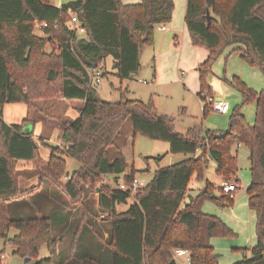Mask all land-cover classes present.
I'll list each match as a JSON object with an SVG mask.
<instances>
[{
	"label": "trees",
	"instance_id": "obj_1",
	"mask_svg": "<svg viewBox=\"0 0 264 264\" xmlns=\"http://www.w3.org/2000/svg\"><path fill=\"white\" fill-rule=\"evenodd\" d=\"M173 11V0H141L139 4L75 0L59 8L51 0H0V240L15 255L33 262L42 247L54 255L58 240L53 230H59L61 222L54 205L57 198L52 199L57 194L43 188L44 184L71 205L83 206L84 189L93 190L111 176L114 187L102 185L97 197L99 210L108 217L99 226L94 216L92 222L85 220L84 210L72 235L77 256L58 257V253L56 260L48 257L33 264H169L180 249L189 253V264H219L211 240L234 234L220 218L203 213L202 206L209 201L222 209L231 208L234 194L208 183L205 171L212 161L222 183L238 185V162L231 149L241 145L248 150L250 183L245 192L248 209L256 217V243L240 249L244 256L234 264H264V91L256 93L234 77L231 86L240 94L242 106L255 104L254 124L247 123L237 107L226 131L193 127L182 135L174 131V120L161 115L152 100L145 104L122 96L117 103L105 102L91 80L90 71L99 72L107 58L113 60L112 70L120 81L131 80L140 68V50L153 46L155 31L171 23ZM72 16L83 34L72 30ZM184 22L191 44L208 53L197 67L204 114L213 99L208 84L211 68L225 50L231 49L230 54L258 68L264 78V0H186ZM37 24L46 25L38 30L42 36L36 35ZM56 97L81 100L83 105L77 118L61 124L63 148L46 144L51 155L39 170L38 185L21 189L16 163L36 162L38 147L44 142L24 132L35 124V118L28 114L20 124L7 125L3 107L21 103L28 112L33 109L40 114L35 103ZM47 114L43 117L52 119ZM126 120L133 135L165 142L169 154L189 158L158 168L138 191L119 190L117 177L125 173L126 164L111 159L108 149ZM65 158L80 167L63 183ZM193 175L205 181V186L190 197ZM123 179L130 186L134 171ZM132 196L135 201L118 213L116 206L126 205ZM10 229L17 234L8 237Z\"/></svg>",
	"mask_w": 264,
	"mask_h": 264
},
{
	"label": "rangeland",
	"instance_id": "obj_2",
	"mask_svg": "<svg viewBox=\"0 0 264 264\" xmlns=\"http://www.w3.org/2000/svg\"><path fill=\"white\" fill-rule=\"evenodd\" d=\"M73 1L75 0H51V4L53 6H61ZM126 1H131L128 4H139V2H141V0ZM173 2L174 11L172 21L175 20L176 28L171 29L169 24L166 25L168 28L167 32L160 33L157 30L155 31L153 46L144 47L140 50V68L138 73L134 75L131 80L120 81V79L113 75V70L109 62V60H112L111 58H108L105 67L103 63L100 64L101 67H99V72L103 77L100 83L96 85L99 98L110 103L119 102L122 96L128 100H137L145 104L150 100L153 102L155 101L158 106L157 111L172 118L174 120V131L180 134H183L188 128L193 126L201 127L203 131H226L229 125L230 115L237 107H240V111L245 116L247 123L253 125L255 122V104L250 103L242 106L241 96L238 91L231 86V83L233 78L236 77L248 88L256 93H260L264 91V78L260 70L256 67L247 65L237 55L230 54L231 49L225 50L214 62L211 68L212 75L209 78V82L217 98L215 100L228 102L230 111L226 115L217 114L211 110L204 114V103L196 97V93L199 91V81L197 73L194 71L195 66H192V60L196 58L201 61L200 63H203L208 53L203 47L193 46L188 38L184 22L186 0H173ZM35 28L37 29V27ZM36 35L42 36L38 30L36 31ZM174 36L177 37L179 45L174 44ZM47 50L50 51L49 48H47ZM70 102L71 101L66 100L63 101L60 97L37 101L35 103V109H41L42 112L40 114L38 111L33 113L34 110L29 109V116L30 118H35V120H47L43 116L44 114L46 116V112H48L47 117H51L52 119L47 122L57 125L61 129L62 122L73 120L77 117V112L72 110L74 107L72 104H76H69ZM75 103H77V101H75ZM10 105L12 104H9V106ZM8 110L7 107L4 113V119L7 122L9 115ZM57 129L56 127L52 131L50 130L49 137L51 141L55 139ZM44 131V133H46L48 129L45 128ZM34 138L36 139V137ZM41 142L42 141H40V144ZM47 143L48 142H44L42 143L43 145L41 144L38 147V154L43 159L49 155V147L46 146ZM54 146L63 148L62 141ZM168 146L169 145L165 142L151 141L140 134L133 135L130 121L126 120L115 137L114 146L108 149V155L111 159L118 158L124 161L127 165L128 172L131 173L132 170L134 171V179L136 182L145 186L149 183L151 177H153L154 171L169 165L170 154L164 156ZM231 153L237 157L239 169L240 182L234 193L235 205L233 204L237 207V212L232 211V208H226L225 210L223 209V211L220 208H216V205L209 201L204 204L215 207L218 214L221 212L229 214L234 221H237L242 217H240L239 210L243 205L241 202H244L246 199L245 187L249 184L250 172L249 163L246 159L248 151L244 147L237 149L236 146H234L231 149ZM157 157H160L161 160L157 161L153 159ZM147 158L150 159L145 160ZM65 161L66 177L62 180L63 183L69 179V175L80 167L76 161L70 158H65ZM42 164H44V162L37 159L36 162H34L31 172L24 171L21 173L22 175L20 173L16 174L17 181L20 176L26 180H32L34 177H37L36 185H38V173L41 166H43ZM15 170L17 171V166H15ZM114 178L115 177L111 176L104 177L101 180V184L114 187ZM123 178L124 176L122 175L117 177L118 184L123 183ZM205 180L210 184H219V178L215 173L212 163H209L205 171ZM22 185L25 186V183ZM102 185L99 184L95 186L93 190L90 187H88V190L84 189V198L82 199L83 206L79 204L71 205L59 192L56 193L57 191L53 187L48 184L43 185V188H46L49 192L57 194V197L53 196L52 199L54 200L57 198L55 199V205L58 213L62 215L66 213V216H72V220L74 221H71L69 230L65 231V235L61 232L63 230L61 227L59 230H53V235L58 240L54 248V255H52L46 247H42L38 259L33 262L30 261L27 264H33L48 257H53L55 259L58 255L56 251L59 253L58 257L62 256L69 258L71 256H77L78 245L74 242L72 235L78 221L83 217L84 210L87 212V215L84 217L85 220L92 222L94 216V221L99 224V226L108 217L107 213L100 211L97 205V197ZM204 186L205 181H198L196 175H193L189 183V194L194 197ZM214 195L217 197L219 196V191L217 189ZM131 198L134 199V196ZM187 201L188 197L185 199V202ZM117 210L123 212L126 210V206L120 205ZM66 211H69V214ZM218 214L213 215L220 218ZM26 215L32 217L33 213L26 212ZM244 220L242 218L241 221ZM243 223H245L246 226H243L241 222H235L239 232L232 230L225 224L233 232V237L213 238L217 240L218 243L215 249L220 256L219 264L236 263L244 256L239 249H250L255 245V241L253 240V238L255 239L254 232L249 230L248 222ZM103 231L105 232L106 230L104 229ZM15 234H17V231L14 229H10L7 233L8 237H12ZM103 236L106 238L107 234L104 233ZM0 254L3 255V264H25L24 259L15 255L14 249L8 245H4L2 240H0ZM246 255L248 256L249 253L247 252Z\"/></svg>",
	"mask_w": 264,
	"mask_h": 264
},
{
	"label": "crops",
	"instance_id": "obj_3",
	"mask_svg": "<svg viewBox=\"0 0 264 264\" xmlns=\"http://www.w3.org/2000/svg\"><path fill=\"white\" fill-rule=\"evenodd\" d=\"M122 2L125 4H128V3H130L131 1H126V0H122ZM133 3H135V2H133ZM140 3V2H139ZM56 7H60V6H56ZM185 10H186V7H185ZM185 16V15H184ZM173 17V16H172ZM169 25V24H168ZM170 26H171V29H175L176 28V23H175V20H173V21H171V23H170ZM165 28H164V30H159V28L157 29V31L158 32H160V33H164V32H167V30H168V28H167V26L165 25L164 26ZM185 30H186V27H185ZM188 38H189V36H188ZM189 40H190V38H189ZM174 44L175 45H179V42H178V40H177V37L176 36H174ZM106 61H108V58L103 62V66L105 67L106 66ZM109 62H110V65H111V69H112V63H113V60H109ZM192 66H195V69H194V71L197 73V67L201 64L200 62L201 61H199V59H196V58H194L193 60H192ZM114 73H115V71L113 70V75H114ZM103 77V76H102ZM197 77H198V73H197ZM210 78V77H209ZM209 78H208V84H209V86H210V82H209ZM199 81V80H198ZM210 88L212 89V87L210 86ZM199 90H200V85H199ZM198 94H199V91L196 93V97L199 99V100H201V102H202V99L198 96ZM212 95H213V99H217L216 98V96H215V93L213 92V90H212ZM63 101H65V99H62ZM66 101H71L69 104H72V103H74V104H76V105H73L72 104V106H74L73 107V109L72 110H74V111H76L77 112V115L76 116H78V110L82 107V105H83V101H81V100H66ZM75 101H77V103H75ZM154 103H155V101H154ZM203 103V102H202ZM68 104V105H69ZM155 106H156V108L158 107L157 106V103H155ZM8 107V113H9V115H8V122L4 119V113H5V109ZM204 107V106H203ZM28 114H29V112H28V108H27V106L26 105H22L21 103H18V104H12V105H10L9 106V104H6L4 107H3V113H2V118H3V121L7 124V125H14V124H20L21 122H22V120H24V119H26V118H28ZM160 114L161 115H165L164 113H162V112H160ZM243 114V113H242ZM77 118V117H76ZM47 121H49V120H36V122H35V124L34 125H31V126H29V127H27V128H25V130L26 131H28V132H32V134H33V136L34 137H36V139L37 140H41L42 142H48L47 144H49V145H51L52 144V146H54V145H58L59 144V142L61 141V133H62V130L59 128V126H57V125H53V124H50V122H47ZM12 122V123H11ZM44 123H45V125H44ZM58 128L57 129V134H55V139L54 140H52L51 141V139H50V137H49V135H50V130L52 131L54 128ZM193 127H197V126H193ZM193 127H190V128H193ZM45 128H47L48 129V131L46 132V133H44L45 131H44V129ZM190 128H188L187 130H186V132L190 129ZM186 132H184L183 134H186ZM177 133V132H176ZM178 134H180V133H178ZM182 134V135H183ZM240 147H243V146H241V145H239V146H237L236 148L237 149H239ZM245 148V147H244ZM246 149V148H245ZM167 151H165L166 153H165V155L164 156H166L167 154H169L168 153V150H169V146L167 147V149H166ZM247 150V149H246ZM48 151H49V155H48V157H46L45 159H43V158H41L40 156H39V154H38V159H39V161H41V162H44V164H42L43 166L48 162V160H49V157H50V155H51V150L50 149H48ZM248 151V150H247ZM237 153V152H236ZM187 158H189V156H187V155H182V154H175V155H173V154H170V161H169V165H172V164H174V163H176V162H179V161H182V160H185V159H187ZM246 159H247V161H248V154H247V157H246ZM210 163H212L213 164V168H214V170L216 169V165H215V163L214 162H210ZM248 163H249V161H248ZM126 164V163H125ZM169 165H167V166H169ZM16 166H17V173H23L24 171H32L33 170V166H34V162H25V161H18L17 163H16ZM42 167V166H41ZM249 168H250V166H249ZM133 171V170H132ZM239 171V170H238ZM126 174H129V172H128V170H127V165H126V170H125V173L124 174H122V176H125ZM22 175V174H21ZM237 178H238V180H239V182H240V179H239V173H238V175H237ZM151 179H152V177H151ZM25 183V186H23L22 184L23 183ZM36 183H37V177H34L32 180H26V179H23V178H21V176H20V178H19V180H18V185H19V187L21 188V189H29V188H32L33 186H35L36 185ZM249 183H250V181H249ZM222 184H224V183H222L221 182V180L219 179V184L218 185H216V184H213V185H215L216 187H221L222 186ZM238 185H239V183H238ZM237 185V186H238ZM249 185V184H248ZM247 185V186H248ZM247 186L245 187V190H246V188H247ZM190 197H193L192 195H189ZM234 200H235V197H234ZM135 200L134 199H132V198H130L128 201H127V204L125 205L126 206V210L129 208V206L134 202ZM56 202V201H55ZM241 203H243V205H242V207H240V210H239V214H240V219H238L237 221H234L233 220V218L229 215V214H226V213H224V212H221L220 214H218L217 213V210H216V208H219V207H217L216 206V208L215 207H212V206H210V205H208V204H204V206L202 207L203 209H202V212L203 213H205V214H208V215H213V214H218V216L221 218V220L228 226V227H230L232 230H234V231H238L239 229H238V227L235 225V222H241L242 223V225L243 226H246L245 225V223H243V222H248V224H249V230H251V231H253L254 232V234H255V224H256V217H255V214L252 212V211H250L249 209H248V203H247V196H246V199H245V201L243 202H241ZM54 205H55V203H54ZM235 205V204H234ZM232 206L231 208H232V211H235V212H237V207H235V206ZM118 206H120V205H118ZM118 206H116V210H117V208H118ZM55 207H56V205H55ZM220 209H222V208H220ZM219 209V210H220ZM224 210L226 209V208H223ZM222 209V210H223ZM125 210V211H126ZM221 210V211H222ZM223 210V211H224ZM125 211H123V212H125ZM66 212H68V214H69V211H66ZM117 212L118 213H123V212H119L118 210H117ZM59 214V213H58ZM214 216V215H213ZM242 218H243V220H244V218H245V220L244 221H241L242 220ZM74 219V218H73ZM57 221H59V222H61L60 223V227L63 229L61 232L65 235V231H67V230H69V227H70V223H71V221H74V220H72V216H66V213H65V215H62L61 213L59 214V220H57ZM59 227V228H60ZM239 232V231H238ZM254 237H255V235H254ZM253 240L255 241V243H256V237H255V239L253 238ZM211 245H212V247H213V249H214V252L217 254V252H216V249H215V246H218V243H217V240H211ZM57 250V249H56ZM240 250V249H239ZM54 254H55V252H54ZM56 254H58V251H56ZM243 258V257H242ZM241 258V259H242ZM174 259L176 260V264H179V263H185L184 261H183V259H182V257H174ZM240 259V260H241ZM240 260H238V261H240ZM237 261V262H238Z\"/></svg>",
	"mask_w": 264,
	"mask_h": 264
},
{
	"label": "built area",
	"instance_id": "obj_4",
	"mask_svg": "<svg viewBox=\"0 0 264 264\" xmlns=\"http://www.w3.org/2000/svg\"><path fill=\"white\" fill-rule=\"evenodd\" d=\"M70 24H71V28L73 31H75L77 34H83L84 30L80 27L78 21L76 20V17L72 16L70 19ZM37 30H40L41 28H45L46 25H36ZM159 30H164V26H160L158 27ZM91 80L93 81V84L98 85L101 81V75L98 71L96 70H91ZM209 104V108L211 111L217 113V114H221V115H226L229 111H230V106L228 104V102L225 101H221V100H215L212 99L210 101H208ZM144 185L139 184L136 182L135 179L132 180L131 185L127 186L125 185V183H119L117 185V188L121 191H126V190H131L133 192L140 190L141 188H143ZM221 189L224 193L226 194H234L237 190V185L235 184H222ZM174 257H182L183 261L187 264H189V253L186 250H176L174 252ZM0 260H3V256H0Z\"/></svg>",
	"mask_w": 264,
	"mask_h": 264
},
{
	"label": "water",
	"instance_id": "obj_5",
	"mask_svg": "<svg viewBox=\"0 0 264 264\" xmlns=\"http://www.w3.org/2000/svg\"><path fill=\"white\" fill-rule=\"evenodd\" d=\"M207 16H208V15H207ZM24 132H25L26 134L29 133V132L26 131V130H25ZM29 261H30V259H27V258L24 259V263H25V264L29 263ZM169 264H176V260H175V259L171 260V261L169 262Z\"/></svg>",
	"mask_w": 264,
	"mask_h": 264
}]
</instances>
